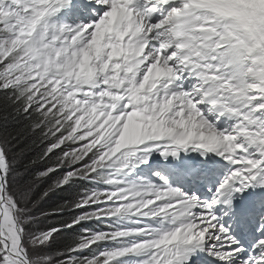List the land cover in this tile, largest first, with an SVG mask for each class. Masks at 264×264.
Listing matches in <instances>:
<instances>
[{
    "label": "snow or ice",
    "instance_id": "obj_1",
    "mask_svg": "<svg viewBox=\"0 0 264 264\" xmlns=\"http://www.w3.org/2000/svg\"><path fill=\"white\" fill-rule=\"evenodd\" d=\"M190 153L178 171H137ZM76 181L104 187L38 209ZM68 209L84 211L38 226ZM86 221L107 230L50 253ZM208 257L264 264V0H0V264Z\"/></svg>",
    "mask_w": 264,
    "mask_h": 264
},
{
    "label": "trees",
    "instance_id": "obj_2",
    "mask_svg": "<svg viewBox=\"0 0 264 264\" xmlns=\"http://www.w3.org/2000/svg\"><path fill=\"white\" fill-rule=\"evenodd\" d=\"M27 141H25V144ZM20 147H24L22 144ZM39 149L32 148L28 152L25 153L22 161L17 164V168L20 171H23L22 164L26 163L28 159L34 158L38 155ZM43 165H34L32 168L28 169L26 173H24V179L29 178L31 175L35 173L38 169H42ZM61 175L60 172L54 174L52 179L58 178ZM51 180L46 181L44 184L38 185L33 191L38 194L44 188L48 186ZM92 187H98V185H93L88 181H76L65 185L63 189H58L56 191L50 192L48 197H45L44 200H41L38 209L50 210L58 205L71 204L74 200H76L83 192ZM83 209H68L64 212L58 213L49 218H41L39 222L45 223L47 226H57L61 227L65 221H70L71 218L75 215L81 214ZM37 215L39 213L37 212ZM106 225L103 222H95V221H86L81 224L75 225L72 228H62L61 231L56 235L55 240L50 242V246H54L55 249L52 251L53 256H60V254H64L62 259L67 258V250L70 246L77 242L82 236L86 234V232H100L106 231ZM103 247H109V244L103 245Z\"/></svg>",
    "mask_w": 264,
    "mask_h": 264
},
{
    "label": "rangeland",
    "instance_id": "obj_3",
    "mask_svg": "<svg viewBox=\"0 0 264 264\" xmlns=\"http://www.w3.org/2000/svg\"><path fill=\"white\" fill-rule=\"evenodd\" d=\"M159 155L158 154H154L153 155V157H152V161H151V163L152 164H155L156 165V168H152V171L153 170H159V168H161V165H166L168 162L167 161H165V160H163L162 158H160L159 159ZM163 166V167H164ZM151 171V172H152ZM164 171V170H163ZM179 186H180V183H179ZM35 192V191H34ZM41 204V203H40ZM38 226H40V227H43V226H47L45 223H43V222H39V225ZM56 244H54L53 246H50V249H49V251H50V253H52V251H53V249H55L54 248V246H55Z\"/></svg>",
    "mask_w": 264,
    "mask_h": 264
},
{
    "label": "bare ground",
    "instance_id": "obj_4",
    "mask_svg": "<svg viewBox=\"0 0 264 264\" xmlns=\"http://www.w3.org/2000/svg\"><path fill=\"white\" fill-rule=\"evenodd\" d=\"M243 232L245 233V236L242 238V244L246 248L247 252L245 254H242L241 259H245L247 254H249V252L251 251L250 246L252 245V243L247 240V236L252 235V234L249 232V230L247 228H244ZM238 238H240V237H238Z\"/></svg>",
    "mask_w": 264,
    "mask_h": 264
}]
</instances>
